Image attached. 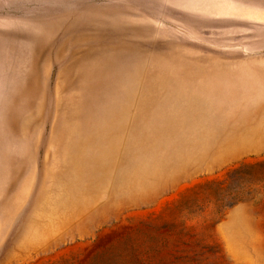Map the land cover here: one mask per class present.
Returning <instances> with one entry per match:
<instances>
[{"label": "rangeland", "instance_id": "rangeland-1", "mask_svg": "<svg viewBox=\"0 0 264 264\" xmlns=\"http://www.w3.org/2000/svg\"><path fill=\"white\" fill-rule=\"evenodd\" d=\"M0 264H264V0H0Z\"/></svg>", "mask_w": 264, "mask_h": 264}]
</instances>
